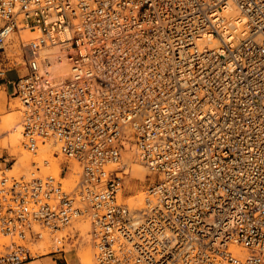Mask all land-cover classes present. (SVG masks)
Listing matches in <instances>:
<instances>
[{
  "label": "built area",
  "instance_id": "1",
  "mask_svg": "<svg viewBox=\"0 0 264 264\" xmlns=\"http://www.w3.org/2000/svg\"><path fill=\"white\" fill-rule=\"evenodd\" d=\"M11 67L25 148L81 172L1 170L0 264L65 253L78 221L95 264H264V0H0ZM131 150L154 175L141 203L120 196Z\"/></svg>",
  "mask_w": 264,
  "mask_h": 264
},
{
  "label": "rangeland",
  "instance_id": "2",
  "mask_svg": "<svg viewBox=\"0 0 264 264\" xmlns=\"http://www.w3.org/2000/svg\"><path fill=\"white\" fill-rule=\"evenodd\" d=\"M23 34H25V33H23ZM18 36H19L18 34H14L13 35L12 39L9 41V44H8L7 48L10 49V52H11L10 54H18V55H20V58L18 59V61L23 62V59H21L22 52H21V50L19 48L20 36L19 37ZM15 44H16V46H15ZM17 44H18V47H17ZM21 70H22L21 68H17L16 67V69H14V71H12L10 74L11 75H18ZM9 106H10V108L8 110L4 109V111L2 113L0 111V120L6 119V117H8L9 113H12V112L14 113L15 112L16 117H17V119L15 118V120H16L15 123H18V124L21 125L22 104L20 103L19 98L15 97V98L11 99V101L9 103ZM12 125L8 126V127L12 128L13 127ZM8 127H7V130L5 128L4 131L2 130L3 132L1 131L2 133L0 132L1 133L0 134V155L2 156L4 154L3 156L7 157L8 161H9L7 166H0V173H1V170H4L9 175H21V174L27 175L31 170H34V168H32V167H34L33 166V161L41 162V160L43 158H48L49 161H50L49 165L45 166L42 163H40L42 172L45 173V174H47V173H55V174L58 173L59 174V172L57 170L58 169V164L60 163V160L63 157L59 156L57 158L56 157L54 158V156L55 155L58 156L57 153H59L58 152V150H59V146L58 145H56L53 142H47L46 144H41L39 146V148H38L36 153H31L29 150H26V148L24 146V137L22 135V137H21V145L20 146L18 145V146H15V147H8V146H6V145H8V142H6V138H8L9 134L11 133V130H10L11 128L8 129ZM21 129H22V125H21ZM9 130H10V132H9ZM44 145L48 146V148L44 149L45 148ZM56 147H58V148L56 149ZM22 150H26L27 151L26 157L28 158V160H27L28 165L26 164V166H24V167H19L18 165H16L15 162H16V160H18V158L21 157V154L24 155L22 153ZM132 151L134 153V150H132ZM5 152L7 153L6 155H5ZM52 154L53 155L55 154V155L53 156ZM63 156H65V155L63 154ZM134 156H135V158H137V156L135 154H134ZM136 164H137L136 162L132 163L130 172L127 175H125V181H126V183L124 185L125 190H124V195L121 198V201H123V202H128L127 201V196L136 194L139 190H144V192H145L146 189L148 188V186L150 185V183L154 181V175L150 172L148 167L142 161H141V164H138V165H136ZM7 168H10V169H7ZM80 172H81V169L78 166V163L75 162L74 173H72L70 176L69 175H64V178L62 179L64 185L65 186L71 185L74 182L75 179L79 178ZM128 179H129V182L127 181ZM66 184H68V185H66ZM130 185H132V186H130ZM145 195L146 194L144 193L143 197ZM143 197H142V199H143ZM128 203H130V202H128ZM82 222L78 221V223H76V226H77V224L82 223ZM85 222L88 223L87 221H84V223ZM75 229H77V227ZM89 229H90V227H89ZM71 230H72L71 227H69L66 230V232L67 231H71ZM67 243H71V244L76 243V244H78V239L76 241H74V242H67ZM7 244H8V239L6 237H4V235L2 233H0V246H1V248H3V250H5ZM54 245L55 244L52 241H50V243H49V241H44V242L31 244V249L33 251V248L34 247L36 248L37 246L38 247L39 246H48V247L51 246L50 248H55ZM66 246H67V244H66ZM1 251H2V249L0 250V252ZM51 253H53V252L50 251L48 253L40 254L38 256L47 255V254H51ZM58 253L62 254L61 255V257H62L61 259L65 262L66 261V259L64 258V254L65 253L60 252V251ZM73 262H75L77 264V263L80 262V260L73 259ZM33 264H40V263L39 262H33ZM94 264H95V258H94Z\"/></svg>",
  "mask_w": 264,
  "mask_h": 264
},
{
  "label": "bare ground",
  "instance_id": "3",
  "mask_svg": "<svg viewBox=\"0 0 264 264\" xmlns=\"http://www.w3.org/2000/svg\"><path fill=\"white\" fill-rule=\"evenodd\" d=\"M32 35H33V33H31L30 31H26V33L23 34L21 36V38L28 39ZM15 46H16V44H15ZM19 46H20V43H19ZM17 47H18V44H17ZM54 71H55V75L56 76L66 77L69 74V67H68V65L65 62L64 63H56V65L54 66ZM15 118L17 119L16 114H15V112L14 113L12 112V113L8 114V117H6V119L0 120V132L2 130L4 131L5 128L7 130V127L11 126L13 124L12 125L13 127L12 128L10 127L11 129L8 127V129L11 130V133L9 134L8 138H6V142H8V145H6V146H8V147H15V146H18V145L20 146L21 145V137L23 135V133H22L23 132V127L21 129V125L18 124V123H15V121H16ZM10 130H9V132H10ZM44 146H45L44 149L48 148V146H46V145H44ZM57 148L58 147H56V149ZM26 150H22V153L24 155L21 154V157L18 158V160H16V162H15L16 165H18L19 167H24V166H26V164L28 165V163H27L28 158L26 157V155H27V151ZM58 152H59V153H57L58 156H56L55 154H54L55 155L54 156L52 154L54 156V158L55 157L57 158L59 156L63 157L60 160V162L68 161L70 163V168H72L74 170L76 161L74 159H72V158L69 159V158H66L65 156H63V153L60 151V149L58 150ZM126 154L127 155H125L124 162H125V167H126L125 172L128 174L130 172L132 163L136 162L137 163L136 165H138V164H141V160L138 157L135 158L134 153H133L132 150L128 151ZM32 168L35 169V166L32 167ZM7 169H10V168H7ZM57 170L60 173L59 167H58ZM71 174H72V172L68 171V173L65 174V175H69L70 176ZM127 181L129 182V179ZM125 183H126V181H125ZM68 184H66V185H68ZM130 186H132V185H130ZM124 190H125V188H123L120 191V196L121 197H123V195H124ZM144 193L146 194V191L144 192V190H139L136 194L127 196V201L130 202V203H141L143 201L142 197H143ZM76 223H78V222H76ZM75 226H76V224H75ZM76 227L80 228L82 230L81 234L83 235V237L78 239V244H76V243H73V244L67 243V246L64 249L65 253H66L67 261L69 262V264H76L75 262H73V259H78V260H80V262L77 263V264H94L95 248H93L94 246L92 245V243H90V235L88 234L89 223H86V222L84 223V221H83L82 223L77 224ZM73 230H75V229H73ZM4 237H6V236H4ZM6 238L9 240L8 237H6ZM49 243H50V241H49ZM59 245H61V243ZM48 246H39V247L37 246L36 248L34 247L35 249L33 248V255H40V254L48 253V252L56 249L55 245H54L55 248H50L51 246L50 247H48ZM1 249L3 251V248H1V246H0V250ZM26 264H29V263H26Z\"/></svg>",
  "mask_w": 264,
  "mask_h": 264
},
{
  "label": "crops",
  "instance_id": "4",
  "mask_svg": "<svg viewBox=\"0 0 264 264\" xmlns=\"http://www.w3.org/2000/svg\"><path fill=\"white\" fill-rule=\"evenodd\" d=\"M23 70V67H17ZM16 67L8 68L3 74L0 75V111L1 113L4 109H9V103L11 99L16 97L17 86L16 81L19 77L18 75H11L10 73L14 71ZM7 153L5 152V155ZM4 155V154H3ZM0 155V166L8 165V158ZM60 253L54 251L51 254L37 256L36 258L30 260L28 263L33 264V262H39L40 264H69L66 258V253L64 254V258L66 261L64 262L61 258Z\"/></svg>",
  "mask_w": 264,
  "mask_h": 264
}]
</instances>
